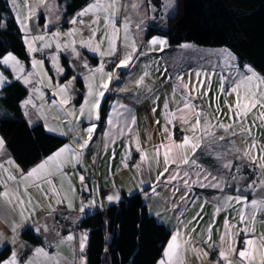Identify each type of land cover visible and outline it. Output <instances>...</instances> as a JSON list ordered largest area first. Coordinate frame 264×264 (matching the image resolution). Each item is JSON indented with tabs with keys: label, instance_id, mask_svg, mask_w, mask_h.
Returning <instances> with one entry per match:
<instances>
[{
	"label": "snow or ice",
	"instance_id": "obj_1",
	"mask_svg": "<svg viewBox=\"0 0 264 264\" xmlns=\"http://www.w3.org/2000/svg\"><path fill=\"white\" fill-rule=\"evenodd\" d=\"M143 4L144 0H87L65 21L71 25L65 31L56 0H24L23 8L11 0L29 66L10 51L0 54V91L12 80L22 83L29 93L20 103L26 122L31 126L41 120L47 132L71 142L25 170L0 136V248L10 251L0 264H87L88 233L71 230L80 217L70 213L77 204L81 214L102 208L103 202L97 204L96 199L101 196L109 204L119 203L115 177L123 171L132 173L150 215L161 221L168 218L169 237L155 264H264V75L239 65L227 48L204 53L183 43L180 49L198 55L181 52L174 57L175 74L169 73L167 62L162 66L160 58H153L131 81L133 87H114L120 81L119 70H131L141 57L169 47L159 37L146 45L138 42L145 20L135 22L134 31L133 14L139 16ZM174 6L175 0H148L152 19L157 13L162 20L172 18ZM41 17L43 28L37 24L34 30L33 22ZM85 51L99 58L97 66L88 63ZM61 56L68 58L69 68L81 69L64 83ZM46 59L55 82L45 68ZM193 59L199 67L190 66ZM78 77L84 82L79 107L73 102ZM168 83L171 91L161 99L160 88ZM113 92L131 93L134 104L151 102L159 139L154 142L148 131L141 139L134 107L119 100L111 104L103 118V148L105 154L112 149L110 161L116 156L113 146L120 140L124 144L120 167L110 171L111 183L104 191L103 186L92 185L95 175H89L85 157L93 151L106 94ZM197 190L215 195L202 197ZM82 193L89 194L87 202ZM149 201L162 207L156 210ZM208 206L212 213L206 220ZM26 230L41 238L40 246L20 240ZM50 233L53 240L48 239ZM65 245L71 259L60 252Z\"/></svg>",
	"mask_w": 264,
	"mask_h": 264
},
{
	"label": "trees",
	"instance_id": "obj_2",
	"mask_svg": "<svg viewBox=\"0 0 264 264\" xmlns=\"http://www.w3.org/2000/svg\"><path fill=\"white\" fill-rule=\"evenodd\" d=\"M56 1L65 19L61 23L63 29L68 25L65 21L87 2ZM170 17L163 27L148 24L144 37L164 36L169 47L185 41L222 46L238 57L239 65L247 64L264 75V0H176L175 12ZM0 23L5 25L0 28V54L10 51L25 61L26 49L9 0H0ZM84 55L89 63L97 60L93 54ZM61 64L66 69L61 81L75 74L67 57L61 56ZM76 84L81 89L80 77ZM27 93L23 84L14 80L0 91V120L11 117L0 123V136L6 139L8 151L24 169L66 141V137L47 132L40 121L31 126L26 122L20 101ZM76 97H80V92ZM104 106L105 103L102 118ZM77 225L88 233L87 264H154L169 234L168 228L150 215L138 193L122 194L119 203L86 213ZM20 237L31 244L41 243L31 230L22 231ZM8 252L0 248V258Z\"/></svg>",
	"mask_w": 264,
	"mask_h": 264
},
{
	"label": "crops",
	"instance_id": "obj_3",
	"mask_svg": "<svg viewBox=\"0 0 264 264\" xmlns=\"http://www.w3.org/2000/svg\"><path fill=\"white\" fill-rule=\"evenodd\" d=\"M18 4H19V6L21 8H23L24 7V0H18ZM60 11L62 13V8H61ZM13 14H14V12H13ZM64 20L65 19H64L63 15H62L61 23H63ZM15 22H16V20H15ZM44 23H45V19L43 17L39 18L37 21H34L33 22L34 30H36L37 24L39 25V28L42 29ZM16 25L19 28V25L17 24V22H16ZM66 26H64V28ZM63 30H65V29H63ZM19 31H20V28H19ZM22 36H23V34L21 32V38H22ZM152 37H153V35H151L149 37H144V31H143V32H141V35H139V34L137 35V40H138V42H142L143 44L146 45L147 42L150 39H152ZM22 41H23V39H22ZM23 43H24V41H23ZM24 46H25V49H26V45L25 44H24ZM26 53H27V51H26ZM87 53H89V52H87ZM39 56H40V54H37L38 58H39ZM83 56H84V58H86L84 53H83ZM153 58H160L159 62H160V64L162 66L165 64V62H167L168 66H169V73L175 74V71H176V69L174 67L175 61L171 58L170 54H169V57H168V55L167 56H162V53L158 54V52L157 53H150L149 56H147V57H141V60L137 64V66L132 68L131 70H127V69L119 70L120 81L119 82H114L113 86L114 87H130V88L133 87L131 81L134 80L138 75L141 74L142 69H143V65L146 64V63L151 62L153 60ZM27 62H28V53H27V59L25 60V63H27ZM98 62H99V58L97 57V60H96L95 63H89V62L88 63L92 67H95V66H97ZM190 66L192 68L199 67V66H196L195 64H193V61H190ZM109 67H111V66H109ZM188 67H189V65H185V68H188ZM45 68L48 70V74L53 77V81L55 82L56 75H55L54 69L52 68L51 64L48 62L47 59L45 60ZM79 71H81V69L80 68L79 69L76 68L74 73L76 74V72H79ZM6 73L9 75L8 72H6ZM155 75H159V73H156ZM70 78H68V79H70ZM9 79L11 80L12 78L9 76ZM80 79H81V89H79V86L77 84L75 85V89H76L75 96L77 94H79V92H80V97L79 98L76 97V100L73 101L76 104L77 107H79V104L83 102L82 93L84 92V82H83L82 78H80ZM66 80L67 79H64L62 81L60 80V82L64 83V82H66ZM159 83L160 82L158 81L157 84L159 85ZM171 87H172L171 83H168V84H165L162 88H160L159 94L161 95V99H163V95H164L165 91H168V92L171 91ZM45 91L48 92L47 89H45ZM48 94L50 95V92ZM130 96H131V93H121V92H113L111 94H106V98L107 99H106L105 106H104L103 118H106V114L109 112L111 104H113L117 100H119L122 103H126L130 107H134L135 108L137 120H138V123H139V126H140L141 139L143 140L145 138V131H148V132H152L153 133V141L155 142L156 140L159 139V137L156 135V130L158 129V126L153 124V115H152V112H151V107H152L151 102L150 101H144V102H142L140 104H134V102L130 99ZM157 117H159V112H157ZM103 118H102V121L98 125L97 135L94 137L95 143L92 145L93 151L91 152V154H86L85 164H86V166L88 168L89 175H93V174L95 175V179L92 181V185L94 186L96 184H99V185L103 186L104 191H108V185L111 183V180L109 179L110 171L111 172H116L117 168L120 167V160H121V156H122V150H123L124 141L120 140V141L117 142L116 145L113 146L115 148L116 156H115L114 160L110 161L108 157L111 155L112 149L109 148L107 154H105V151H104V148H103V142H104L103 132L106 130V125L104 123V119ZM36 121H38V120H36ZM55 134H57V133H55ZM70 142H71L70 139L68 137H66V141L64 143H70ZM62 145H60V146H62ZM56 149H54L50 153L46 154L42 158H44L47 155L51 154ZM42 158H40L37 162H35L31 166H33L36 163H38ZM94 158H95V163H93V159ZM205 163H209V161H205ZM110 164H111V170H110V167H109ZM31 166H29L28 168H30ZM28 168H26L25 170H27ZM115 179H116L117 185L120 187V195L129 194V189H133L132 193H138L142 197V199L144 200V197H143L142 193L137 191V190H135V181H133V179H132V173L131 172L123 171L120 174H118L115 177ZM72 180H73V183L77 184V188L79 190L77 177L73 176ZM197 192H198V194H201L202 197L211 198L212 195H215V193H212V192H202L201 193L200 190H197ZM81 195L83 196V198H85V202H87V197H88L89 194L88 193H82ZM96 199H97V204H100L101 202H103V207L102 208L96 207V208L86 209L85 213L81 214L78 211V204H77V209L75 211H72L70 213V215L72 217H80L81 218L83 215H85L88 212H91V211H94V210H97V209H103L107 205H109V203L106 200L103 199V196H101L99 198H96ZM144 202H145V200H144ZM111 204H113V203H111ZM148 204L153 206L156 210H160V208L162 207L161 204L156 203L154 201H149ZM205 212L207 213V215L205 217V219L207 220L208 217H210V215L212 213V208L210 206L206 207L205 208ZM80 218L78 219L77 223L79 222ZM167 220H168V218L165 217L163 221H161V220H158V221H160L165 227L168 228ZM222 221H223V215H221V217L219 218L218 224L222 223ZM41 222H43V221H41ZM64 224L65 225L70 224V221H65ZM71 230L76 232L77 234L80 233V232H85V230L82 227L78 226V225L73 226L71 228ZM258 230H260V229L258 228ZM66 231H67V229L62 231V234H66ZM168 237H169V234H168ZM168 237H167V239H168ZM214 238H215V233H214ZM48 239L49 240H53L54 239V235L50 233L49 236H48ZM167 239H166V241H167ZM20 240L26 242L21 237H20ZM166 241H165V243H166ZM26 243L31 245L34 248V247L40 246L42 241L39 244H31V243H28V242H26ZM8 247L10 249L12 246L8 245ZM60 252L64 256H66L69 259H71V250H70V248L67 245L62 246L61 249H60ZM8 255H10V251L8 252L6 257Z\"/></svg>",
	"mask_w": 264,
	"mask_h": 264
},
{
	"label": "rangeland",
	"instance_id": "obj_4",
	"mask_svg": "<svg viewBox=\"0 0 264 264\" xmlns=\"http://www.w3.org/2000/svg\"><path fill=\"white\" fill-rule=\"evenodd\" d=\"M10 2H11V0H10ZM56 3H57V5L59 6V8H60V10H61V5H60L57 1H56ZM82 7H84V5H83ZM82 7H80V8L78 9V11H79ZM175 9H176V0H175V6H174V8L170 11V16L173 15V13L175 12ZM129 11H131V10H129ZM13 15H14V14H13ZM152 15H153V14L148 10V0H147V1L144 0V4H143V6H142L141 9H140V15H139V16H136L135 14H133V21H134V24H133V30L135 31V22H138L139 19H144V20H145V25L143 26V27H144V30H145L146 26H147L148 24L152 23V22H153L155 25L159 26V27H163L166 18L162 20L161 17H160V14L157 13V14H156V18H155V19H152V18H151ZM69 20H70V19H69ZM69 27H71L70 24H68V25L64 28L65 31H66ZM139 35H141V33H139ZM153 37H159V38H162V39H166L164 36H161V35H153ZM153 37H152V38H153ZM183 43H190V44H193V45L195 46L196 49H199V50H201V52H204V53H208L209 51H214V50H219V49H223V48H225V47H222V46H213V47L201 46V45H197V44H195V43L187 42V41L182 42V43H180L179 45H181V44H183ZM179 45H175V46H173V47H168V48H166L165 51L162 52V56H167V55H168V57H169V54H170L171 58L173 59L174 57L179 56V55L181 54V52H184L186 55H187V54H191V55H193V56L198 55V53L193 52V50H182V49H180V48L178 47ZM90 54H92V53H90ZM158 54H160V53L158 52ZM171 58H170V59H171ZM19 59H20V58H19ZM20 60H21L22 62H24V64L26 65V67L29 66V56H28V62H27V63H25V61L22 60V59H20ZM173 60H174V59H173ZM192 61H193V64H195L196 66H199V65L196 63L195 59H193ZM77 68L79 69V67H77ZM256 72H257V71H256ZM257 73H258V72H257ZM5 75H6V76H9L6 72H5ZM10 77H11V76H10ZM11 78H12V77H11ZM214 87H215V85H214ZM28 95H29V93H27V95H26L21 101H23ZM229 99H231V98H229ZM21 101H20V103H21ZM225 111H226V109H225ZM33 119L36 120V117L34 116ZM38 121H41V120H38ZM41 123H42L43 126H44V122L41 121ZM44 128H45V127H44Z\"/></svg>",
	"mask_w": 264,
	"mask_h": 264
},
{
	"label": "built area",
	"instance_id": "obj_5",
	"mask_svg": "<svg viewBox=\"0 0 264 264\" xmlns=\"http://www.w3.org/2000/svg\"><path fill=\"white\" fill-rule=\"evenodd\" d=\"M74 16V15H73Z\"/></svg>",
	"mask_w": 264,
	"mask_h": 264
}]
</instances>
